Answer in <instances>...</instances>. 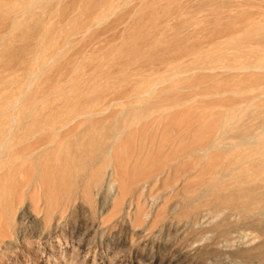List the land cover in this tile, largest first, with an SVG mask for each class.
I'll use <instances>...</instances> for the list:
<instances>
[{"label":"rangeland","instance_id":"374dc122","mask_svg":"<svg viewBox=\"0 0 264 264\" xmlns=\"http://www.w3.org/2000/svg\"><path fill=\"white\" fill-rule=\"evenodd\" d=\"M63 1L0 0V146L12 121L28 125L10 148L65 111L120 98L106 116L120 114L81 117L50 148L65 166L1 219L0 264H264V206L232 195L264 192V0ZM166 45L181 49L145 61ZM101 142L113 156L96 158Z\"/></svg>","mask_w":264,"mask_h":264},{"label":"bare ground","instance_id":"6f19581e","mask_svg":"<svg viewBox=\"0 0 264 264\" xmlns=\"http://www.w3.org/2000/svg\"><path fill=\"white\" fill-rule=\"evenodd\" d=\"M63 0H55V2H53L54 5L58 6L62 4ZM66 1V0H65ZM72 1V0H71ZM76 0H74L75 2ZM78 1V0H77ZM101 1V0H99ZM74 2H70L71 4H73V6L75 7ZM80 2V1H79ZM78 2V3H79ZM103 2V0H102ZM63 3L66 5L67 3H65L63 1ZM70 3H68L70 5ZM93 3V2H92ZM96 3V2H95ZM100 3V2H99ZM62 4V5H64ZM95 5V4H94ZM92 5V6H94ZM112 5V4H111ZM3 6V5H2ZM71 6V5H70ZM140 6V5H139ZM51 7V6H50ZM49 7V9H50ZM73 7V8H74ZM33 8V7H32ZM71 8V7H70ZM81 8V6H80ZM55 9V8H54ZM30 10V9H29ZM64 10V9H63ZM68 10V9H66ZM65 10V11H66ZM26 11V10H24ZM136 12V11H135ZM62 15V14H61ZM90 15V14H89ZM145 15H147L145 13ZM66 16V15H65ZM15 18V15H14ZM44 18V17H43ZM137 18V17H136ZM48 21V20H47ZM15 22V21H14ZM39 30V29H38ZM40 32H45V28L42 27L40 29ZM254 32V31H253ZM252 33V32H251ZM258 33V32H257ZM254 34V33H253ZM256 34V32H255ZM254 34V36H255ZM258 35V34H257ZM256 35V37H257ZM259 37V36H258ZM176 39V38H173ZM237 40V39H236ZM261 40V39H260ZM264 41V40H263ZM262 42V41H261ZM173 43V42H172ZM29 44V43H28ZM172 46V45H171ZM165 50L162 51V56L160 54L157 55H152L149 56L145 59L146 62H150V63H155L156 61H163V57L165 52L166 53H173V52H178L179 49L181 48H176L175 46L173 47H168L167 45L163 47ZM184 49V48H183ZM22 50V49H21ZM195 50V49H193ZM183 51V50H181ZM188 51L187 49H184V52ZM140 53V52H139ZM187 53V52H186ZM175 54V53H174ZM160 55V56H159ZM47 64V63H46ZM250 64V62H249ZM249 66V65H248ZM246 67V69H248L249 67ZM222 69V68H221ZM225 69V68H224ZM227 69V68H226ZM242 69V68H241ZM239 69V70H241ZM245 68L243 70H246ZM250 69V68H249ZM253 69V68H252ZM195 71V70H194ZM240 72V71H239ZM237 72V73H239ZM182 74V73H181ZM188 74V73H187ZM180 74H176L174 75L172 78L179 76ZM185 75V74H184ZM213 76V75H212ZM159 86V85H157ZM156 85L153 86L150 90L146 91L145 93H143L142 95L144 96H148L152 93H154V91L156 90ZM158 89V88H157ZM129 94V93H127ZM126 93L123 94L122 96L124 97V95H127ZM165 94V93H164ZM130 95V94H129ZM141 94L139 96H142ZM168 95V94H167ZM136 96V95H135ZM138 96V95H137ZM185 97V96H184ZM159 99V98H158ZM118 100H123V99H112V100H108L106 102H103L101 104V106L95 107L93 109H89L84 110L83 112H75V114H71L68 113V115L66 114V111L64 113L59 114L58 116L53 118H48V119H43L42 121L33 123V124H29L30 128L29 130L27 129L25 131V136L26 140L24 139L23 142H21V144L17 147L14 148H10L9 147V140L12 138V134L15 130L19 129L20 125H28L27 122V118L21 122V124L16 123V121H12L9 122V126L7 127V137L4 140V142L2 143V145L0 146V165L4 166L6 169H4L6 172L3 174H0V198L2 199V201L0 200V224H1V219L8 215L11 212H14V210L16 209L17 205L20 204V202H22V195L28 190V188H31L30 186H32L35 182L36 179H33L34 175H40V173L44 172V173H49V172H59L62 171L63 165H57L55 163H51L50 162V158L55 157L57 160L58 158L62 159V156H66L63 155V151H61L62 156L61 157H57L54 154L51 153L50 148H58L61 143L64 142V140H66V138L74 133V134H80L82 133V131H79L76 128H69L70 125H72V123L76 122L77 120H80L81 117H87V119H93L96 118V122H103L102 120H106L108 118H115L118 117V115L120 114V112L114 111L111 113L110 117L106 116L107 113H109L110 109L112 111V105L117 103ZM171 100V99H170ZM174 103L172 102V104H175V100H173ZM152 103V102H151ZM154 103V101H153ZM152 103V105H153ZM159 104V103H158ZM184 104V103H183ZM182 104V105H183ZM83 105V104H82ZM151 106V104H150ZM149 106V107H150ZM181 106V105H180ZM89 107V106H88ZM68 108V107H67ZM83 108V107H82ZM61 109V108H60ZM88 109V108H87ZM119 110V109H118ZM61 111V110H60ZM73 111V110H72ZM143 111V110H142ZM63 112V111H62ZM124 115L127 116L131 113V111L125 110L123 111ZM60 113V112H59ZM136 113V112H135ZM179 114V113H178ZM123 115V116H124ZM131 115V114H130ZM134 115V114H133ZM136 115V114H135ZM134 115V116H135ZM149 116V115H148ZM258 116V115H257ZM83 119V118H81ZM261 122H264V118L260 120ZM81 123V122H80ZM248 123V122H247ZM76 124V123H75ZM101 124V123H100ZM94 125H91L89 127H87V131L89 130L92 131L94 129L93 127ZM133 127V126H132ZM190 127V126H189ZM193 127V126H191ZM47 133L48 135L42 137L41 134H45ZM241 134V133H240ZM242 135V134H241ZM248 135V134H247ZM246 138V137H245ZM243 138L244 142L245 139ZM242 140V141H243ZM78 141V140H77ZM215 139L213 138V136H210V134H206L205 136H203L202 138H200L198 140V142L195 144L194 147L189 148V150L187 151L188 155L191 154H199L201 151L203 152H207V150L209 148H211L213 146ZM240 142V141H239ZM65 143V142H64ZM241 143V142H240ZM252 143V142H251ZM254 143V142H253ZM102 144V142H101ZM99 145V149L100 153H98L96 155V158L100 157L101 154H109L112 155L113 150H114V145L115 142H111V143H103L102 145ZM234 147V146H233ZM59 150V148H58ZM57 150V151H58ZM60 150H63V148H61ZM59 150V152H60ZM68 149H65L64 151H66ZM55 152V150H54ZM14 153V154H13ZM57 153V152H56ZM55 153V154H56ZM207 154V153H206ZM58 155V154H57ZM72 155V154H71ZM59 156V155H58ZM103 156V155H102ZM113 156V155H112ZM67 157V156H66ZM218 157V156H217ZM237 158V156H236ZM67 159V158H65ZM63 160V159H62ZM68 160V159H67ZM112 160H114V158L112 157ZM223 159L222 158H216L215 162H221ZM233 161V159L231 161H227L226 163H231ZM210 162V161H209ZM235 163V164H234ZM232 166H230L232 169L234 168H238L241 166L242 163H240L239 161H233L232 162ZM254 167L261 169L264 166V158H259L257 160H254V163L252 164ZM203 166V165H202ZM210 166H212L210 164ZM210 168V167H208ZM3 170V171H4ZM235 170V169H234ZM202 172V171H201ZM200 172V173H201ZM242 175V174H241ZM242 176H248L249 177V173H243ZM243 177V178H244ZM242 178V179H243ZM246 178V177H245ZM55 179V178H54ZM204 181V180H203ZM37 183V182H36ZM260 185V184H259ZM258 185V186H259ZM81 186V185H80ZM252 186V185H251ZM206 194V193H205ZM232 194V193H231ZM235 196L236 199L234 204L235 206H240L243 208H247V210H249L251 208V206L255 203V202H259V204H262L264 206V192H258L256 191V189H252V187H247L245 186L244 188H240L237 192H234V194H232ZM29 200V199H28ZM194 201V200H193ZM222 201V200H221ZM219 203V202H218ZM23 204V203H22ZM217 204V203H216ZM21 206V205H20ZM19 206V207H20ZM223 206V205H222ZM18 208V207H17ZM22 208V207H21ZM230 208V207H229ZM217 209V208H216ZM20 210V208H19ZM206 210V209H205ZM227 210V208H226ZM242 211V210H241ZM218 212V211H216ZM243 212V211H242ZM244 213V212H243ZM250 213V212H249ZM263 213V212H262ZM229 214V213H227ZM222 215V214H221ZM220 215V216H221ZM233 216V215H232ZM207 217V216H206ZM213 217V216H212ZM219 217V216H218ZM224 217V216H223ZM258 217V216H257ZM260 218V217H259ZM208 219V218H207ZM256 220V219H255ZM204 222V221H203ZM211 222V221H209ZM208 222V223H209ZM7 223V222H6ZM6 223H4V226L6 225ZM199 223V222H198ZM3 226V224H1ZM234 227V226H233ZM2 228V227H0ZM230 229V228H229ZM246 229V228H245ZM256 229V228H255ZM242 230V229H241ZM257 230V229H256ZM230 231V230H229ZM228 231V232H229ZM245 232V231H244ZM234 233V232H233ZM232 233V234H233ZM239 234V233H238ZM262 234V233H261ZM232 235H230L231 237ZM238 236V235H237ZM230 237H227L230 238ZM233 238V237H232ZM241 239V238H240ZM238 238V240H240ZM229 240V239H228ZM247 240V239H246ZM231 241V239H230ZM238 242V241H235ZM233 242V244L235 243ZM240 242V241H239ZM250 243V242H249ZM259 244V243H258ZM226 246V245H225ZM249 246V245H248ZM228 247V246H226ZM238 247V245H237ZM251 248V247H250ZM249 248V249H250ZM229 249V248H228ZM243 249V248H242ZM241 249V252H242ZM247 250V248H246ZM247 252V251H246ZM243 253V252H242ZM240 253V254H242ZM247 256V254H245ZM243 256V255H242ZM264 256V255H263Z\"/></svg>","mask_w":264,"mask_h":264}]
</instances>
